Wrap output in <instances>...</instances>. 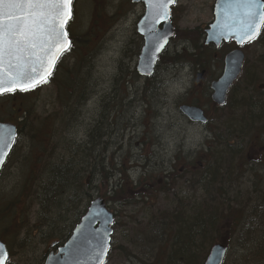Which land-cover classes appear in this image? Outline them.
<instances>
[{
	"label": "rangeland",
	"instance_id": "obj_1",
	"mask_svg": "<svg viewBox=\"0 0 264 264\" xmlns=\"http://www.w3.org/2000/svg\"><path fill=\"white\" fill-rule=\"evenodd\" d=\"M214 3L215 0H177L176 12L173 14L177 34L165 51L154 77L149 79V85L153 87L152 96H148V103L152 102L151 108L149 104H141L146 97L140 89L144 87L140 82L143 79L138 74L134 75L144 45L142 36L137 32V23L142 17L140 15L144 14V8L132 0L74 2L73 19L68 26L76 44L65 56L63 66L73 68L80 59H86L84 72L91 70V75L88 80L85 75L80 81L84 90L87 88L91 91L92 100L84 105L80 100L73 105L76 98L70 100L67 94L61 95L59 83L56 84L60 80L57 78L49 79L47 84L35 91L0 99V120L9 121L13 118L14 107L26 106L29 108V113L24 115L28 131L33 127L37 137L39 133L43 141L44 134L58 136L52 141L54 145L59 144L57 152L62 153L68 147V141L87 140V132L96 120L107 118L106 124L110 120L114 121L112 127L114 132L117 129L119 141H116L115 146L121 142L123 148L112 147L106 155L116 161V176L108 178L112 179L110 182L103 176L104 190V182L106 185L110 183L113 188L124 187L126 180L119 172L123 162L132 167L129 176L134 180V186L143 173L146 176H142L145 180L141 187L138 185L137 190L130 184L125 188L128 189V198L134 201L126 202V205L119 201L116 204L109 203L116 214V224L107 264H180L179 259H167L169 248L165 241L162 242L158 236L148 241L142 236V231L147 228L152 236L150 221L160 212L171 213L177 207L178 198L185 197L191 203L199 202L202 189L192 184L199 175L195 176L192 171H200L204 167L200 153L205 146L213 148L215 157L210 154L211 160L215 161L219 170L222 166L224 173L226 156L223 154L231 152L227 156L230 175L238 179L232 184L224 183V186L231 198L238 195L235 197L237 205L233 200L232 206L247 207L248 202L249 207L264 205V170H259L261 165L264 166V116L259 119L258 128L244 134L245 142L222 144L217 138V134H226L225 117L233 116L235 111H219L211 100V82L220 76L225 54L224 47L217 50L204 47V31L213 20ZM243 50L246 54L243 72L229 96L234 93L235 87H239L238 97L253 94L264 100V62H261L264 56V32L244 46ZM192 53L197 58L191 57ZM204 70L206 73L197 81V76ZM128 72L132 75L124 81L122 77ZM85 81L87 86L83 84ZM127 90L129 92L125 95ZM13 98L18 101H12ZM114 103L117 104V111L109 114L108 109ZM182 104H198L205 109L209 122L205 125L190 122L179 111ZM235 113L240 114L239 111ZM46 118L49 120L46 121ZM27 128L19 136L17 148L0 179V219H4L0 224V238L10 249L12 256L9 264H42L48 245L68 235L73 227L74 220L78 218L73 209L78 208V212L81 210L82 200L79 207L71 205L68 209L62 205L53 213L49 212L50 207H41L38 203L39 199L34 196L36 192L32 190L33 183L29 184V181L38 182L33 175L36 178L34 173H37V177L41 178L43 166L38 164L40 150L26 134ZM35 139L38 141V138ZM47 143L46 148L49 149ZM31 152L36 153L34 161ZM43 152L45 156L52 155ZM193 156H196L195 160H192ZM79 157L80 151L76 158ZM27 159L31 163H27ZM166 171L173 172L170 191L164 189L165 180L162 182ZM259 171L256 181L261 190L258 186V191L254 192L251 185L255 173ZM25 187L27 190L23 192ZM17 198L20 200L18 203L15 200ZM12 199L13 206L1 212L6 208V202ZM224 200L231 199L225 197ZM53 218H58L57 222ZM9 224L12 225L7 231L5 228ZM230 247L226 264H236L237 253L243 250L238 248L236 242ZM193 261L195 258L184 264H196Z\"/></svg>",
	"mask_w": 264,
	"mask_h": 264
},
{
	"label": "trees",
	"instance_id": "obj_2",
	"mask_svg": "<svg viewBox=\"0 0 264 264\" xmlns=\"http://www.w3.org/2000/svg\"><path fill=\"white\" fill-rule=\"evenodd\" d=\"M70 37L72 39V51L76 41L72 34ZM191 57L197 58V55L192 53ZM63 60L64 59L59 62L56 71L50 79L55 80L57 78L60 80L57 81L56 84L59 83L58 86L60 87L61 95L67 94L70 100L76 98L73 105H76L77 101L80 100L84 105L88 100H92L91 91L87 90V88L84 90L81 87L80 81L85 75H87L85 79L88 80L91 75V70L84 72L86 59H80L73 68L63 66ZM206 62L209 61L207 60ZM261 62H264V56ZM128 73L127 75H125L126 73L123 75L122 79L124 81L128 76L130 77L132 75L131 72ZM136 74L135 72L134 75ZM119 76L121 77L122 75ZM76 78L78 79L76 80ZM117 81L119 80L117 79ZM140 82L143 83L144 86H150L149 83L151 81L143 79ZM126 83H129V81ZM238 88L239 87H235V91L232 90L234 93H231V97H228L224 107H218L219 111L228 109L231 111L234 110L235 112L239 111L240 113L237 115L234 112L233 116L225 117L224 123L226 122L227 124L226 134H217V138L222 141V144L231 141L238 142L237 144L245 142L244 134L250 132L253 128H258L257 123H259L261 116H264V100L258 95L253 94H244L238 97V94H240ZM241 90L243 91L242 88ZM128 92L127 90L124 94L127 95ZM124 98L125 97H123V99ZM115 106H117V104L114 103L113 106L108 109L109 114L117 111ZM12 111L13 118L9 119V121L18 123L19 134L22 135L28 127L26 116L24 115L29 113V108L18 105L14 107ZM2 121L8 120L3 119ZM106 122H108L107 118L96 120L92 124L90 131L87 132V140L77 141L74 139V141H68V147L64 149L65 153L61 151L57 152L59 144L57 143L54 145L52 141L53 139H58V136L44 134L45 141H43L39 133L37 137L33 127L29 131L27 128L26 134L31 137V141L35 142L40 150L38 151L40 156H37L38 164H42L43 166L41 178L37 177V173H34L36 178L33 175L34 179H38V182L29 181V184L33 183L32 190L36 192L34 196H37L39 199V201H37L41 207H50L49 212L53 213L57 207H62V205L71 207L72 204L74 205L73 207H79V203L82 200L81 207H85L82 212L83 214L95 195L104 198L107 203L112 204L121 202L126 205V202L130 203L134 201L128 198V189H125L129 187L127 186L129 184L134 186V180H131L129 176L132 167L129 165L127 166L124 162L121 164L123 165L121 169H119L121 176H124L126 180L124 187L115 188L114 186L113 188V186H110V183L106 185L104 182L103 184L106 190L103 188V176H105V179L116 176V161L114 158L110 160V157L107 158L106 155L112 147L123 148L121 142L118 146H115L117 143L116 141H118V133L117 129L116 132H114L112 127L114 126V121L110 120L109 124H106ZM35 138H38V141ZM46 143L49 145V149L46 148ZM27 147H30L31 151V146L28 145ZM228 147L231 148V145H228ZM212 149L213 148L209 145L201 150L202 152L200 155L203 156L201 162L204 167L201 168L200 171H192L195 172V176L199 175V178L196 177V179L192 181V184L202 189L199 202L191 203L188 202L189 199L185 197L178 198L177 207H174L171 213L169 211L160 212L154 220L150 221V225L153 228L151 233L152 236L147 228H145L144 232L142 231V234L148 241H150L153 236L160 237L161 241H165L167 243L166 246L169 248L167 259H179L180 264H184L185 262L189 263V261L191 259L194 260V258V263L197 264L198 262V264H203L209 249L214 244L221 241H227V244L229 243V250L231 249L230 245H233L235 242L238 248L243 250L237 253L236 264H264V205L249 207L248 202L247 207L232 206L233 200L235 205H237L235 197L238 195L231 198L230 192L224 186V183L232 184L235 182L234 180L238 179V177L232 178L230 175L227 156L231 155V152L230 154H223L226 156L223 163L226 168V176L222 170V166L219 170L215 161L211 160L210 154L215 157L214 153H212ZM43 150L50 152L52 155L45 156ZM79 151L80 157L77 159L76 156ZM198 153H196V156ZM35 155V152H31L33 161ZM196 156H193L192 160H195ZM63 157H65V160ZM106 169H108V171H106ZM259 170L263 171L264 166L261 165V169ZM260 171L255 173L251 185V187H254L252 189L254 192L258 191L257 187L259 185L256 178L260 175ZM89 175H91L90 178L85 179V177ZM142 176H146L145 173L141 175L133 189L137 190L138 185L141 187V184L145 180V178L142 179ZM163 176L164 179L162 182L165 180L163 182L164 189L170 191L173 186V172L166 171L163 173ZM110 180L112 179H108V182H110ZM260 188L259 186V190H261ZM26 190L27 187L23 189V192ZM225 197L231 200L225 202ZM15 200L17 203L20 202L18 198ZM260 200L263 199L261 198ZM13 201V199L7 201L6 208H3L1 212L9 210V207H12V204H14ZM1 222H4V219H0V224ZM11 225L12 224H9L5 230L9 231ZM18 232L19 231L15 232L16 235ZM158 233L159 235H157ZM67 236L68 235H66V237ZM156 242L158 243L157 239ZM9 253L10 256H12L10 249ZM226 261L224 264H226Z\"/></svg>",
	"mask_w": 264,
	"mask_h": 264
},
{
	"label": "snow or ice",
	"instance_id": "obj_3",
	"mask_svg": "<svg viewBox=\"0 0 264 264\" xmlns=\"http://www.w3.org/2000/svg\"><path fill=\"white\" fill-rule=\"evenodd\" d=\"M145 2L152 21L146 57L150 66L168 43V34H158L155 24L170 20V7L177 0ZM73 3L74 0H0V95L32 92L49 82L59 58L71 48L66 26L73 19ZM230 18V33L240 43L250 42L264 25V2L234 0ZM14 143L11 130H0V166ZM108 250L106 240L96 246L93 254L97 264H102ZM7 259L0 244V264Z\"/></svg>",
	"mask_w": 264,
	"mask_h": 264
},
{
	"label": "water",
	"instance_id": "obj_4",
	"mask_svg": "<svg viewBox=\"0 0 264 264\" xmlns=\"http://www.w3.org/2000/svg\"><path fill=\"white\" fill-rule=\"evenodd\" d=\"M134 1L143 2L146 7V14L138 24V32L143 36L145 45L139 57L137 71L140 75L149 77L153 75L159 55L165 50L170 39L175 35V31L171 19L168 22L161 21L160 23L155 24V30L158 34H168V43L157 54V59L155 62L149 66L146 63V57L148 55L151 42L149 29L152 26V21L149 19V7L145 0ZM233 2L234 0H216L214 5L215 21L211 24L210 29L207 30V44L213 43L218 47L223 41L229 42L233 40L238 46V48L226 55L224 61V70L221 77L211 84L213 91L212 100L219 106L225 105L230 88L242 73L245 54L240 47L249 42L245 41L244 43H240L238 39L229 31V28L232 24L230 13ZM262 2H264V0H262ZM161 24H163V28L158 29V26ZM262 27L263 25H261V29ZM141 29L144 31L142 32ZM149 72L151 73L150 75L148 74ZM201 76L202 75H200L198 78ZM180 110L193 122H207L204 111L199 107L183 105L180 107ZM0 130H4L5 132L11 130L15 134L16 140L18 131L17 127L13 123L0 122ZM14 144L10 148L8 155L10 154ZM8 155L6 156L3 165L0 166V173ZM113 224L114 215L108 209L104 200L101 198L94 199L90 203L80 222L74 228L67 243L59 249L58 254L50 253L45 264H97V258L94 256L93 250L99 243L106 240L109 250L106 254V257L102 261V264H105L111 248ZM0 244L4 246V249L7 252L6 245L2 240H0ZM227 251L228 247L225 242L213 245L204 264H223L227 255ZM7 260L5 261V264L7 263Z\"/></svg>",
	"mask_w": 264,
	"mask_h": 264
},
{
	"label": "bare ground",
	"instance_id": "obj_5",
	"mask_svg": "<svg viewBox=\"0 0 264 264\" xmlns=\"http://www.w3.org/2000/svg\"><path fill=\"white\" fill-rule=\"evenodd\" d=\"M83 84L85 85V86H87V81H85V82H83ZM142 89V92H143V96H146L144 99H143V101H142V105L143 106H146L147 104H149V106H150V108L152 107V102L151 101H149V103H148V96L150 95V96H152V94H153V87L152 86H144V87H142L141 88ZM49 120V118H46V121H48ZM116 127H118V124L116 123ZM26 162L27 163H31V160L30 159H27L26 160ZM78 202V201H77ZM72 205V204H71ZM74 205H72V207H73ZM68 208H70V207H68ZM84 208L85 207H81V210H80V212H78V208H74L73 209V211H74V215H75V217L76 216H78V218H76L75 220H74V224L76 223V222H78V220L80 219V216H81V214H82V212H83V210H84ZM87 208V207H86ZM60 216H62L61 214H60ZM54 217H57L56 215L54 216ZM57 220H58V218H53V221L54 222H57ZM143 236V235H142ZM152 239V238H151ZM159 239H160V237H159Z\"/></svg>",
	"mask_w": 264,
	"mask_h": 264
},
{
	"label": "flooded vegetation",
	"instance_id": "obj_6",
	"mask_svg": "<svg viewBox=\"0 0 264 264\" xmlns=\"http://www.w3.org/2000/svg\"><path fill=\"white\" fill-rule=\"evenodd\" d=\"M176 4H177V3H176ZM176 4L172 7V10H171V16H172V18H173V14H174V12H176ZM139 5H142L143 8H144V5H143L142 3H139ZM141 16H142V15H140V17H141ZM173 20H174V19H173ZM223 46H226L228 50L234 49V48L236 47V45H235L234 42H229L228 44H224V45H222L221 47H223ZM221 47H220V48H221ZM215 50H217V49H215ZM203 72L206 73L205 70H204ZM198 77H199V76H198ZM198 77H197V79H199L198 81H200L201 78H198ZM197 79H196V80H197ZM194 105H195V104H194ZM204 111H205V109H204ZM205 114H206V111H205ZM65 237H66V236H64L63 238H59V239L54 240L53 242H51V243L48 245L47 255H48L49 253H51V252H57L58 249H59L61 246H63V245L65 244V242L67 241L68 237H67V238H65Z\"/></svg>",
	"mask_w": 264,
	"mask_h": 264
}]
</instances>
